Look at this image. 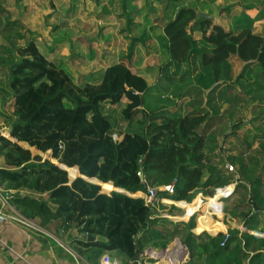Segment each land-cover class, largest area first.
I'll list each match as a JSON object with an SVG mask.
<instances>
[{
	"label": "trees",
	"instance_id": "trees-1",
	"mask_svg": "<svg viewBox=\"0 0 264 264\" xmlns=\"http://www.w3.org/2000/svg\"><path fill=\"white\" fill-rule=\"evenodd\" d=\"M131 1L121 0V7L136 8ZM192 20L201 38L214 45L201 52L203 65L237 56L256 82L251 99L257 100L258 112L247 123L225 119L232 131H224L222 141L196 130L208 113L206 106L186 114L179 103L155 109L147 79L124 64L111 62L98 78L78 84L35 40L23 46L12 42L0 50V65L7 72L5 83L0 81V97L12 98V111L5 115L12 139L0 134V180L16 190L11 199L20 211L45 228L51 219L60 220L64 228H78L83 234L79 243L93 264L105 251L134 260L147 246L166 248L175 237L188 248L190 264H196L195 257L205 258L203 264H264V237L249 232H264V220L257 218L264 214V33L253 31L250 18L240 30L225 29L199 17L189 3L157 33L166 44V56L161 67H149V74L156 72L158 78L166 62L186 59L193 42L187 32ZM17 24L5 19L0 35L11 36ZM227 88L231 96L233 85ZM123 98L127 103L117 118L112 107ZM240 128L249 132L243 139L236 133ZM217 134L220 130L212 132ZM229 137L237 144L234 153L226 146ZM30 147L50 151L57 162L33 154ZM170 183L174 192L159 190L153 206L112 190L135 193L145 191V184L158 188ZM231 183L232 200H224L222 211L242 222L245 230L223 232L221 213H208L214 197L185 203L198 193L212 196L216 188ZM162 198L165 203H160ZM167 202L197 214L202 230L192 233L191 219L184 223L162 217L166 206L169 214L180 209Z\"/></svg>",
	"mask_w": 264,
	"mask_h": 264
},
{
	"label": "rangeland",
	"instance_id": "rangeland-1",
	"mask_svg": "<svg viewBox=\"0 0 264 264\" xmlns=\"http://www.w3.org/2000/svg\"><path fill=\"white\" fill-rule=\"evenodd\" d=\"M191 1L196 2L195 0H185L183 4L186 5ZM120 2L121 0H1L3 9L0 10V27L5 22V19L17 21L18 24L14 27L11 36L0 35V50L12 44V42L16 45L23 46L28 41L35 40L38 42L39 46H42L41 50L43 52L48 48L49 53L46 54L48 55L47 58L56 65L63 67L68 75L78 84H82L91 77L98 78L101 70L111 62L124 64L137 73L145 72L147 73L145 78L148 80L152 78L148 72V70H150L149 67L160 66L165 60L162 53L164 52L166 44L161 40L160 36L157 35V33L160 32L158 26H164L170 21L171 19L168 20L167 18L172 12H177L179 6L173 8L165 4V0H132L131 4L136 8H127L125 11L121 7ZM244 2H253V4L259 8L258 13L264 14V3H258V0H245ZM175 4V1L171 2V5ZM195 4L198 6L197 2ZM196 5L194 7L197 12ZM135 10H141V13H137ZM130 12L132 13L130 14ZM191 22H193V20ZM254 23L256 31H263V22ZM192 31L193 26L189 23L187 25V32L190 36H192ZM15 34H18V36ZM68 37L74 44H68L66 41L63 44L64 48L61 47L56 50L55 44L57 40L60 38H64L63 40H65V38ZM75 43H78V45L76 46ZM153 44L157 47V52L148 53V49L151 48ZM55 53H58V57H54ZM1 64L0 81L3 84L6 81L7 72L5 64ZM163 66L164 65H162V67ZM157 75L158 74L155 72L153 79H156ZM176 80L166 84V86L168 85L171 89L165 97H160L162 101H167V103H169L171 102L170 97L172 99H177L173 94L179 93V86L181 84L192 83L191 80H184L185 82L179 81L183 83H179ZM254 90L251 93H246L235 87L236 93H231L229 97L231 101L222 109L217 110L218 115L215 116L223 120L229 118L233 122H237L238 120H243L245 122L249 121V119L254 117L258 112V110H256L257 100L254 98L251 99ZM195 98L197 100L199 99L196 96ZM204 98L206 99L205 106L208 109L206 116L208 114H214L213 112H215V109L211 106V101L207 99V95L202 96V100H204ZM150 100L153 103L154 99L151 98ZM179 100H181V98H179ZM11 102L12 98L6 99L5 101L0 97V134L10 139L12 138L9 134V126L7 124L9 120L5 118V115L10 114L12 111L10 107ZM126 103L127 101L123 99L120 103L114 105L112 107L114 110L113 116L120 118L122 109L125 107ZM65 105L69 106L66 102ZM157 106H160V103H158L156 107ZM214 128L215 127H213V129ZM213 129L210 131L209 135L207 134L206 136L216 139V137L212 135ZM225 130L226 128L220 130L218 139L221 138ZM247 130V128H240L236 130V133L242 136V138L239 136L240 139H243L245 134H249ZM23 145L27 146L25 143H23ZM30 150L33 154L40 155L43 159L57 162V160L51 157L50 151L42 152L34 147H30ZM1 160L0 158V163ZM229 187L230 184L218 187L214 190L212 196H203V199L206 201L207 198L214 197L218 192H222L223 195L220 196L219 201L221 203V209H223L225 204L224 194ZM112 190L121 191L125 194L128 193V191L119 188H114ZM199 195L200 194L195 195L190 202L185 203H193ZM228 199L232 200V195L226 197V200ZM227 202L228 201H226V203ZM166 204L173 205L169 202ZM165 208L169 209L168 206ZM165 208L164 210L161 209V211L163 210L161 213L162 217H166L173 222H175L174 220H178L172 219V216H166L165 213L167 210ZM175 212L176 218H182L185 214V208L181 206L178 211L173 210V213ZM223 214L225 217H228L227 213L223 212ZM196 215L197 214H194L192 217L190 216L191 218H189L188 221L191 219L195 224ZM233 225L234 222L223 232H227V229L232 228ZM190 231L197 234L201 230ZM117 259L123 262V260ZM194 259L196 264L208 262L207 260L204 261L205 258L199 260L195 257ZM187 262H190L189 251L185 262L182 264H190Z\"/></svg>",
	"mask_w": 264,
	"mask_h": 264
},
{
	"label": "crops",
	"instance_id": "crops-1",
	"mask_svg": "<svg viewBox=\"0 0 264 264\" xmlns=\"http://www.w3.org/2000/svg\"><path fill=\"white\" fill-rule=\"evenodd\" d=\"M172 1H175L176 4L171 5ZM195 1L198 3V6L194 1L188 2L187 4L192 3L193 6H197L196 8L198 16L200 12L207 13L209 15L208 18L212 20L213 24H219L225 29L237 31L242 28V24L245 19L250 18L253 20V31L261 34L264 33V29L260 32L255 30L254 22L264 23V14L258 13L259 8H257L258 6L253 4V2L245 3V0ZM184 2L185 0H165V4L170 5L173 8L184 6ZM258 3L263 4L264 0H258ZM123 10L126 11L127 8H123ZM135 11L137 13H141V10ZM131 13L132 12H130V14ZM175 15L176 12H172L167 19H173ZM190 25L193 26L191 36L193 38V42L190 45V49L187 53L186 59L181 62H176L173 60L166 62L159 73V77L156 79H153V75L150 74L152 78H149L147 81L151 86V91L148 93V96L154 99L152 107H155V109L173 108L177 103H179V110L183 114H186L187 112H190L197 107L205 106L206 99L204 98V100H202V96L207 95V99L211 101V106L213 107V109H215V112H213L214 114L212 115L208 114L204 118L203 122L196 129L197 132L199 134L209 135L210 131L213 129V127H215L213 129L215 131L226 128L225 133L228 134L232 131V129H227L228 127L224 123L225 119H219L217 118L218 116H215L218 115L217 110L222 109L227 105V103L231 101V99L229 98L230 96L227 95V85H233V89L231 90L233 94L236 93L235 87L238 90H242L246 93H251L255 87V79L251 70H249V68L246 66L245 62L239 60L237 56H233L230 59L223 60L219 64L203 65L200 59L201 52H208L212 50L214 48V45L204 41L201 38V32L199 31L200 29L197 27L195 22H190ZM162 27L163 26H158L159 31L160 29H162ZM206 30L207 33L210 31L209 29ZM63 39L64 38H60L57 40L55 44L56 50L63 47V44L66 41L68 44H74L69 37L65 38V40ZM75 44L76 46L78 45V43ZM153 45L148 49V53L157 52V47L155 46V44ZM47 52L49 53L48 48ZM162 54L164 57L166 56L165 52H163ZM54 57H58V53H55ZM139 74L144 77H146L147 75V73L145 72ZM173 80H176L178 82L180 80L183 82H185L186 80H191L192 83L183 85L181 84L178 90L180 96H178L177 99H172L170 97V101L172 103H167V101H162L160 97H165V95L170 92L169 90L171 89V87H169L168 85L166 86V84L173 82ZM176 94L177 93L173 95ZM195 96L199 99L197 100ZM179 98H181V100H179ZM123 99L127 101L125 98ZM158 103H160V106L156 107ZM218 137L219 135L217 134L216 139H218ZM240 137L242 138V136ZM223 139L224 138L221 136V138L218 140L222 141ZM233 139V137L227 138L226 146L229 145V147H231L233 150L231 152L234 153V151H236L237 149V144ZM221 143L220 145H222ZM1 164L2 163H0V167H2ZM227 190L229 193L225 196ZM227 190L224 194L225 200L226 197L233 195L232 190H234V184L231 183L230 187L227 188ZM15 192L16 190L13 189L9 183H7L5 180H0V213H3L6 216L4 219H0V264H93L91 261H88L86 259V249L79 243V241H83V234L79 232L78 228H64L63 226H61L60 220L53 219L50 220L51 222L47 223L48 228H45L37 221V219L24 215L20 211V209L13 203L11 196ZM19 192L21 194H24L26 191L20 190ZM128 194L131 196L143 198L145 191H137L135 193L128 192ZM221 195H223V193L218 192L214 196V198L212 199V208L208 211V213L220 212L221 219L226 228L232 222H234L232 228L245 230L242 222H236L230 215H228L229 218L225 217L221 209V203L219 201ZM199 196L203 198L202 194H200ZM160 203H165V201L163 202V198L161 199ZM175 205L178 206V208L181 207L177 204ZM175 214L176 212L172 214H169L168 212L165 213L166 216H172V219H178L174 220L175 222L184 223L188 221L191 215H194H190L187 208H185V214L182 218H176ZM257 218L258 220H264V214H259ZM191 230H202L197 216L195 226H193ZM249 232L251 234L264 237V232L257 233V231L255 230H249ZM176 238L179 237H175L171 241V243L167 245V247H170L167 255V258L169 259H178L180 256L181 247H179L174 241ZM102 240L105 241L104 238H102ZM145 249H147L151 255L158 254L157 252L160 250L159 247H153L150 245ZM151 249H153V251H150ZM108 253L111 256L125 261V259L120 254L114 252ZM102 254L99 255L98 259L96 260V264H99V259Z\"/></svg>",
	"mask_w": 264,
	"mask_h": 264
},
{
	"label": "built area",
	"instance_id": "built-area-1",
	"mask_svg": "<svg viewBox=\"0 0 264 264\" xmlns=\"http://www.w3.org/2000/svg\"><path fill=\"white\" fill-rule=\"evenodd\" d=\"M114 139H117V136L113 135ZM230 170H232V166L228 167ZM141 172H139L140 175ZM159 190L165 191L168 194H172L174 192V185L173 183L161 186V187H153L148 184H145V194L143 196L144 203L147 205L153 206L155 202L158 201L157 192ZM226 193V192H225ZM225 194V196L228 194ZM6 216L3 213H0V219H4ZM113 257V259H112ZM185 262V261H184ZM183 262H176L175 264H182ZM99 264H170L166 260H161L159 258L154 257L149 253L147 249H143L142 252L139 254V256L134 260H125L123 262L119 261L116 257L111 256L108 252H104L100 259Z\"/></svg>",
	"mask_w": 264,
	"mask_h": 264
},
{
	"label": "water",
	"instance_id": "water-1",
	"mask_svg": "<svg viewBox=\"0 0 264 264\" xmlns=\"http://www.w3.org/2000/svg\"><path fill=\"white\" fill-rule=\"evenodd\" d=\"M199 16H203V17H209V15L207 14V13H205V12H200L199 13ZM140 177L143 179V173L141 172L140 173ZM71 179V178H70ZM90 181H93L92 179H90ZM94 182H97L96 180H94ZM101 192H103L102 190H101ZM105 193V192H104ZM126 194H128V193H126ZM252 205L254 206V203H252ZM256 206H254V210H256ZM91 237L89 236V239H90ZM176 243H177V245L179 246V247H181V253H180V256H179V258L178 259H169V258H167V255H168V252H169V250H170V247H166V248H162V249H160L157 253L158 254H156V255H153L154 257H156V258H159V259H161V260H166V261H168L170 264H175L176 262H184L185 261V259L187 258V256H188V249L185 247V245H183V243L180 241V239L179 238H176L175 240H174ZM150 251H153V249H151ZM112 259H113V257H112Z\"/></svg>",
	"mask_w": 264,
	"mask_h": 264
}]
</instances>
